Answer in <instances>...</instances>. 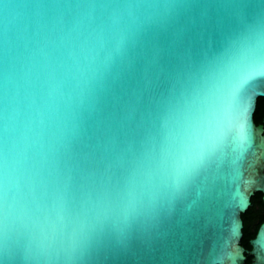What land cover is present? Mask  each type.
Returning <instances> with one entry per match:
<instances>
[{"label":"water","instance_id":"obj_1","mask_svg":"<svg viewBox=\"0 0 264 264\" xmlns=\"http://www.w3.org/2000/svg\"><path fill=\"white\" fill-rule=\"evenodd\" d=\"M259 96L264 0H0V264H244Z\"/></svg>","mask_w":264,"mask_h":264},{"label":"flooded vegetation","instance_id":"obj_2","mask_svg":"<svg viewBox=\"0 0 264 264\" xmlns=\"http://www.w3.org/2000/svg\"><path fill=\"white\" fill-rule=\"evenodd\" d=\"M257 123H262L264 126V114L256 120ZM256 214L251 215L249 218H243V235L241 238V244L245 247V263L250 264L253 259L251 252L252 244L251 239L255 236L256 231L261 222L264 221V200L262 198V192L256 191L251 197V204L249 205ZM246 221V222H245ZM247 223L248 233H244V227Z\"/></svg>","mask_w":264,"mask_h":264},{"label":"snow or ice","instance_id":"obj_3","mask_svg":"<svg viewBox=\"0 0 264 264\" xmlns=\"http://www.w3.org/2000/svg\"><path fill=\"white\" fill-rule=\"evenodd\" d=\"M244 108H243V121L239 125V131L241 138L244 139L246 138V132L248 129V126L250 124V110L252 107L251 103V98L246 97L245 100L243 101ZM223 138V131L220 132V139ZM249 184L252 183L251 180L248 181ZM242 195V194H241ZM259 247H264V238H262L258 244ZM231 256V254H229Z\"/></svg>","mask_w":264,"mask_h":264},{"label":"trees","instance_id":"obj_4","mask_svg":"<svg viewBox=\"0 0 264 264\" xmlns=\"http://www.w3.org/2000/svg\"><path fill=\"white\" fill-rule=\"evenodd\" d=\"M264 114V96H259L257 99V105H256V109L254 112V119L255 121L261 117V115ZM256 214L255 211H253L251 209V207L249 206L248 209L242 213V217L249 218L251 215ZM246 222V221H245ZM248 227H247V223L244 227V233H248ZM246 264V263H244Z\"/></svg>","mask_w":264,"mask_h":264}]
</instances>
